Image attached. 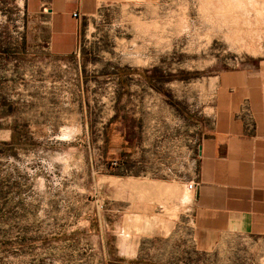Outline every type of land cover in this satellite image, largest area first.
<instances>
[{
    "label": "rangeland",
    "instance_id": "rangeland-1",
    "mask_svg": "<svg viewBox=\"0 0 264 264\" xmlns=\"http://www.w3.org/2000/svg\"><path fill=\"white\" fill-rule=\"evenodd\" d=\"M26 2L0 0V264H264V239L152 255L127 229L146 177L128 148L205 137L218 78L264 69V0L105 5L69 56Z\"/></svg>",
    "mask_w": 264,
    "mask_h": 264
},
{
    "label": "crops",
    "instance_id": "crops-1",
    "mask_svg": "<svg viewBox=\"0 0 264 264\" xmlns=\"http://www.w3.org/2000/svg\"><path fill=\"white\" fill-rule=\"evenodd\" d=\"M127 1L27 0L26 12L46 17L49 50L69 56L83 17ZM218 84L213 121L202 140L193 127L186 137L167 129L128 148L130 158L143 155L146 177L127 229L135 238L161 242L152 255H173L184 240L199 250L228 237L264 239V69L227 72ZM190 183L197 185L194 191Z\"/></svg>",
    "mask_w": 264,
    "mask_h": 264
},
{
    "label": "built area",
    "instance_id": "built-area-1",
    "mask_svg": "<svg viewBox=\"0 0 264 264\" xmlns=\"http://www.w3.org/2000/svg\"><path fill=\"white\" fill-rule=\"evenodd\" d=\"M73 17L79 18L78 14H74ZM187 188L189 191H194L197 188V185L194 183H190V184H188Z\"/></svg>",
    "mask_w": 264,
    "mask_h": 264
}]
</instances>
